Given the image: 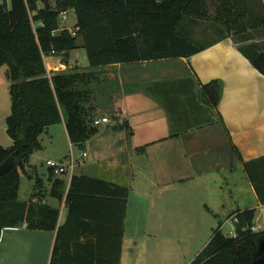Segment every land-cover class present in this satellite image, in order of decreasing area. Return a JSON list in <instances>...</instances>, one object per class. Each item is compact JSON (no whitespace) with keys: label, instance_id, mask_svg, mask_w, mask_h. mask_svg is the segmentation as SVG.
I'll return each instance as SVG.
<instances>
[{"label":"trees","instance_id":"16d2710c","mask_svg":"<svg viewBox=\"0 0 264 264\" xmlns=\"http://www.w3.org/2000/svg\"><path fill=\"white\" fill-rule=\"evenodd\" d=\"M259 0H10V7L0 0V66H7L10 82L11 112L6 117L10 148L0 147V164L12 157V168L0 176V239L2 229L27 222L30 230L54 231L59 210L46 204L18 200L21 172L31 155L41 149L40 136L49 127L65 123L70 142L82 148L99 132L94 120L103 100L107 71L118 64L187 58L204 49L194 35L202 19H209L208 9L215 8L210 27L219 28L220 39L231 34L244 44L239 50L264 75V47L253 31L264 32V7L255 9ZM39 3L42 6L39 7ZM264 4V0H262ZM73 11L75 36L58 31L61 13ZM206 33V32H204ZM234 34H236L234 36ZM86 51L89 67L70 69L49 77L43 54L55 51L68 57L78 38ZM197 37V38H195ZM223 91V82L214 79L206 84L192 78L156 82L147 92L160 98L171 123L187 122L201 126L200 118H211ZM200 116H197L199 115ZM210 113V115H209ZM209 116V118H208ZM122 128L126 126L123 122ZM244 170L259 200L264 203V157L244 163ZM51 171V170H50ZM51 196L61 199L66 182L55 175ZM128 188L84 175H72L66 191L68 215L57 231L53 247L54 264L64 232L77 230L88 220L97 234L113 236L121 254ZM236 237L219 228L190 264H264V232H255L254 210L236 213ZM101 238L98 237V241ZM97 264H101L98 258ZM106 264V263H104ZM111 264V261H110Z\"/></svg>","mask_w":264,"mask_h":264},{"label":"crops","instance_id":"0c3cea01","mask_svg":"<svg viewBox=\"0 0 264 264\" xmlns=\"http://www.w3.org/2000/svg\"><path fill=\"white\" fill-rule=\"evenodd\" d=\"M4 1L10 7V0ZM68 12L74 25V12ZM195 32L198 38L204 34L201 26ZM225 35L228 37L222 40L216 35L203 44V50L187 58L102 68L107 71L105 83L111 80V98L102 106L109 113L104 112L102 117L114 114L118 121L104 125L82 148L70 142L64 122L48 128L47 144L40 136L41 149L31 155L21 172L31 183L30 191L22 199L18 194V200L58 209V224L54 231L30 230L27 222L3 228L0 264H51L57 231L67 220L66 191L74 174L129 186L121 254L118 244L115 248L117 264H190L196 258L212 234L204 241H136V235L129 233L167 221L166 214H171L168 221L194 230L198 238L217 224L222 232L225 226L233 230L232 216L254 210V231L264 232V203L244 170L245 162L264 157V75L239 50L244 43L235 41L231 34ZM49 61L58 63L59 57ZM185 78L201 84L214 79L223 82L222 96L213 113L225 143L217 144L209 137L215 122L209 116L199 117L201 126H191L193 119L173 124L160 98L147 92L153 83ZM123 122L124 128L119 126ZM60 136L79 153L75 157L71 150L69 156L59 155L60 160L73 156L76 166L72 175L59 176L66 182V190L57 199L50 194L54 180L50 169L47 174L39 173L32 158L40 159L42 164L52 158V154L38 152L54 146ZM81 151L87 153L86 157ZM121 157L127 158V176L121 175ZM155 199H159L161 214L156 217ZM86 221L79 230L73 226L64 232L60 243L63 258L58 254L54 264H97L98 258L101 264L113 263V236L97 234L94 222Z\"/></svg>","mask_w":264,"mask_h":264},{"label":"rangeland","instance_id":"374dc122","mask_svg":"<svg viewBox=\"0 0 264 264\" xmlns=\"http://www.w3.org/2000/svg\"><path fill=\"white\" fill-rule=\"evenodd\" d=\"M50 1L52 3H54L56 0H50ZM262 7H264V4L262 3V0H259L258 4H256V6H255V9L258 11V13H260V11L262 10ZM207 15H208V17H210L209 19H202L205 21L203 23L204 25L201 26V30H204V32L211 29L210 24L212 22V18L215 15V8L213 5H211L209 7ZM61 21L62 20L59 17L58 23ZM74 25H73L72 15L69 12H67V20L63 23L61 22V26L62 27H72V30H73ZM220 27L223 30H225L223 25H217L215 29L219 31ZM216 30L212 29V30H209L206 33H204L201 37H199L197 39L196 44L197 45L198 44H204V43L210 41L211 39H213L217 34H219V32ZM252 34H253V37L258 40V43L264 47V32L262 33V32H258V31H253ZM235 35L236 34H234V36ZM77 45H78V47H76L74 50L69 52L68 57H64L63 55H57V57H59L58 63L60 62L62 64H67V68H68L67 70L78 69L79 71H82V70H85L86 68L89 67V62L87 59L86 51L82 47V39L80 37L77 40ZM6 72H7V66H0V147L5 148V149L10 148L12 146V141L10 140V137L7 135L6 131L4 130V128L6 126V122H5L6 116H8L11 112V99H10V91H9L10 82L7 79ZM109 73L112 74L111 71ZM100 97L103 100V104L105 101V105H106V101L110 100V98H111V80H110L109 84L108 83L104 84V88L100 92ZM104 112H106L107 114L109 113L106 110L100 109V111H98V113L96 115V119L102 117ZM107 117L112 122L118 120L114 114H109ZM211 119L213 120V122L215 121L214 124H211V126L214 128L212 131H214V132H212V134H208L209 137H213L215 139L214 141L217 144L222 143V142L225 143L224 134L221 131L222 129L219 126L220 122L218 121L216 114L212 113ZM104 125H106V124H102V125L98 126V128L100 129V128L104 127ZM109 128L113 129L115 127H112V128L109 127ZM41 138H42L43 144H47L48 138H47L45 133H43L41 135ZM204 141L207 144L208 137L205 138ZM209 141H211V140H209ZM71 150L73 152V155L76 157L77 154L79 153L78 149L76 147H70L68 141H66L63 138V136H60L54 141V146L48 147V149L46 148V150H44V151L41 150L38 153L41 152L42 154H44V155L47 154L48 156H49V154H52L51 155L52 159L60 160L59 155L61 156V158L65 157V156H69ZM32 159L35 160L38 172L42 173V174L43 173L47 174L48 167L46 166V164L45 163L42 164L40 159H35V158H32ZM119 160L120 161H118V162H120V167H121V171H122L121 175L122 176L129 175L128 171H127V173H128L127 174V173H125V170H124V166L125 167L129 166L128 162H127V158L121 157V158H119ZM132 172L137 173L136 171H134V169H132ZM30 184L31 183L29 182L27 176L21 174V184H20V188H19L20 199L25 198L26 194L30 191L29 190ZM127 188H129V186ZM172 201H173V199H172ZM170 202L171 201L168 200V202H167L168 205H170ZM155 203H156L154 206L155 210L153 211V213L155 212L154 215L156 217V216L161 215L159 213L160 212L159 211V207H160L159 199H155ZM170 216H171V214L164 215V217H166L165 219H167V221L161 220L160 222H158V224H152L146 230H139V229L134 230L133 229V230H130L129 233L136 235L135 236L136 241H204L205 237L209 236V234L213 235L214 231L218 228V224H217L212 229L207 230L206 233L201 232L199 234V237L197 236L198 238H196L194 230L189 229V228H184L180 224L168 221V218ZM261 222L264 223V213L261 216ZM229 231H231L230 227L225 226L223 233H225V235H226V233L228 234ZM41 253L39 254L40 257L42 256ZM27 261H28V259H27ZM27 261H26V263H27Z\"/></svg>","mask_w":264,"mask_h":264},{"label":"built area","instance_id":"2783aa9c","mask_svg":"<svg viewBox=\"0 0 264 264\" xmlns=\"http://www.w3.org/2000/svg\"><path fill=\"white\" fill-rule=\"evenodd\" d=\"M60 19L62 20L61 22H65L67 20V12H63L60 14ZM61 22H59V29L58 31H62V30H68L69 33L73 36H75V25L73 27H62L61 26ZM57 54L55 53V51H51L48 54H43V60H44V64L47 70V74L50 77L51 74L55 73V72H59V71H64L67 70V64H62V63H52L49 61V59L56 57ZM118 121V120H117ZM111 121L108 117L104 116V117H100L94 120V125L96 126H100L102 124H109ZM81 155L83 157H86L87 153L85 151H81ZM46 166L48 167V169H50L53 174L55 175H65V174H69L72 175L76 166L75 163V159L73 156L68 157L66 160H55V159H47L45 161ZM231 220L235 226V228L231 231H229L228 235L229 237H236V224L238 223V218L236 215L231 217ZM252 231L255 230V227L253 226L251 228Z\"/></svg>","mask_w":264,"mask_h":264},{"label":"water","instance_id":"95a60500","mask_svg":"<svg viewBox=\"0 0 264 264\" xmlns=\"http://www.w3.org/2000/svg\"><path fill=\"white\" fill-rule=\"evenodd\" d=\"M13 165L12 157H8L3 163L0 164V176L7 173Z\"/></svg>","mask_w":264,"mask_h":264}]
</instances>
